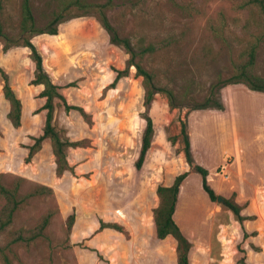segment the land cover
<instances>
[{"label":"rangeland","instance_id":"1","mask_svg":"<svg viewBox=\"0 0 264 264\" xmlns=\"http://www.w3.org/2000/svg\"><path fill=\"white\" fill-rule=\"evenodd\" d=\"M59 1L30 0L35 25L44 26L62 6ZM111 3L105 8L110 24L135 50L150 47L136 59L152 73L155 87L171 91L175 106L169 105L163 92L154 94L147 109L153 134L136 172L133 162L145 112L141 77L129 66L127 75L101 94L112 77L108 67L122 69L128 55L109 43L91 12L83 14V9L74 6L61 10L56 33L32 35L31 43L51 80L74 83L63 92L68 103L82 107L91 124L76 110L64 112L54 105L52 125L59 137L83 144L65 150L72 172L57 176L48 140V149L41 147L28 162L20 149L32 143L26 131L41 132L42 122L30 116L38 112L36 102L32 108L27 106L23 123L16 129L2 118L0 95L1 182L20 177L21 195L35 185L50 189L47 194L23 198L10 223L0 231V254L12 264H173L169 256L160 254V241L150 244L151 231L148 234L140 227H150L148 208L157 203L155 187L183 171L192 175L196 164L210 171L207 184L217 197L234 192L235 201L243 205L241 214L250 218L242 221L246 232L242 237L229 210L217 198L210 201L205 196L200 177L190 176L181 188L176 212L179 223L191 222L185 227L193 232L197 247L190 263L238 264L243 256L246 264H264V93L248 90L241 83L226 84L217 93L222 109L187 111L191 100L200 101L211 84L234 73V64L253 37L259 40L251 72L264 78L260 20L246 9H237L234 0ZM19 18L20 0H0L6 37H17ZM4 43L0 38V65L10 71L8 77L13 69L17 82L24 84L33 70L29 50L11 44L4 54ZM1 83L0 78V94ZM179 120L187 126L190 165L185 162L180 138L171 140L179 132ZM46 213L49 219L39 236L24 243L12 240L17 234L27 235ZM70 214L73 221L68 231L66 217ZM97 218L116 223L122 230L93 231Z\"/></svg>","mask_w":264,"mask_h":264},{"label":"trees","instance_id":"2","mask_svg":"<svg viewBox=\"0 0 264 264\" xmlns=\"http://www.w3.org/2000/svg\"><path fill=\"white\" fill-rule=\"evenodd\" d=\"M61 7L58 11L51 13V18L48 22L38 27L35 25L34 17L31 10L30 0H20V18L18 23V35L15 38L6 37L2 30L0 22V38L4 39L5 43L2 45V49L6 50L11 44L27 47L29 50V58L33 64V77L29 83L33 85H40L41 89L38 92L39 97L44 98V102L41 106L45 110L43 125L41 128V134L37 137H30L32 143L27 145V154L24 161L27 162L31 156L40 149L41 141L47 139L50 145V151L54 161V174L59 176L63 171L72 172V167L69 166L65 159V150L68 147H83L82 140L69 141L65 138H60L57 131L54 129L52 121V113L54 105L61 106L64 111L76 110L89 125V115H87L81 106L70 104L67 101V96L63 92L67 87L73 86V82H59L51 80L47 72L42 67L41 55L36 50L35 46L31 43L30 37L35 34L46 33L53 35L56 33V25L62 20L61 10L74 6L75 8H81L85 13L91 12L99 22L103 30L108 36L110 44L120 46L124 49V52L128 55L125 61V66L122 69L108 67L109 73L112 74L111 80L102 87L101 94L107 89H112L117 80L127 75L129 66H133L135 75L141 77V86L143 88L142 104L145 108V112L142 115L144 120L143 129L140 135V144L136 159L133 162V168L137 172L140 170L145 158L146 151L148 150L153 134V124L151 117L148 115L147 109L153 96L156 92H163L168 99L169 105L174 107L175 103L172 100V93L170 90L164 88H157L152 82V73L145 70L138 60L137 55H141L143 52L149 50V46L135 50L127 37H121L118 35L115 28L110 24L106 14L105 8L111 6L112 0H104L103 2H92L86 0H60ZM236 2L237 9H246L249 13H254V17L258 18L264 29V0H234ZM259 37H253L251 44L241 53V58L234 64V73L226 79L218 80L215 84H211L208 88L207 94L200 100H191L188 106V110H204V109H222V104L219 102L217 93L220 87L226 84H238L241 83L248 90L254 92L264 93V78L251 72V66L253 65L255 49L257 47ZM20 43H16V42ZM0 76L3 80L2 94L4 99L8 103V110L6 112V119L10 125L14 128L20 125V101L15 96L13 91L8 85L7 75L0 69ZM54 100H56L54 102ZM187 116V112L185 113ZM186 122L179 120V132L177 135L171 138V140L180 138L182 143V153L187 165L191 164V152L190 142L186 130ZM193 171L197 172L200 177V187L205 192L207 198L210 201H215L217 195L207 184L208 171L200 166L193 165ZM187 175V171L180 172L173 177L172 183L167 186L157 185L155 188V194L157 203L151 208L149 223L151 227L150 244H154L162 240L166 235H170L175 241V261L176 264H188V250L190 248V242L181 232L177 224L172 219V213L174 211L179 186L181 181ZM2 174L0 173V231L7 226L13 216L14 211L19 207V204L23 201V198L27 195L47 194L50 192L49 187L45 185H35L29 192L24 195L19 194L18 189L21 183L20 177H12L6 183L1 182ZM219 202L224 208L229 210L235 221L241 227L242 237L246 236V232L242 226V221L249 219L250 216L241 214L243 205L234 199V192H231L228 197H221ZM49 219V213L44 214L40 222L30 231H26L27 235L17 234L12 238L17 242H28L33 238L39 236L42 229L45 227ZM73 221V215L70 214L66 217V229L69 231ZM97 226L93 231H100L102 228H111L116 231H121L122 228L116 223L103 222L100 218H97ZM239 252L243 250L237 247ZM0 260L2 264H12L11 260L4 254H0ZM238 264H246L244 257L241 256L236 261Z\"/></svg>","mask_w":264,"mask_h":264},{"label":"crops","instance_id":"3","mask_svg":"<svg viewBox=\"0 0 264 264\" xmlns=\"http://www.w3.org/2000/svg\"><path fill=\"white\" fill-rule=\"evenodd\" d=\"M33 39V38H32ZM31 38H30V41L32 40ZM32 42V41H31ZM33 43V42H32ZM34 44V43H33ZM24 47V46H23ZM8 48H10V47H8ZM7 48V49H8ZM7 49H6V51H5V53L4 54H6L7 53ZM43 64V63H42ZM1 67H0V69L7 75V73L8 72H10V71H8L7 69H6V67L5 66H3V65H0ZM12 72H11V74H12V76H10V77H8V75H7V79H8V85H9V87L11 88V90L13 91V93L15 94V96L19 99V101H20V123L22 124L23 123V119H24V117H25V112H26V110H28L27 109V106L28 107H33V102H36L35 103V107L34 108H36V109H38V112H36L35 114H31L30 116L32 117V118H34V117H36L37 116V118H38V122H42V124H43V120H44V114H45V110H43L42 108H41V106H42V104H43V102H44V98L43 97H39L38 96V92L40 91V89H41V86L40 85H33V84H30L29 83V81H30V79L33 77V73H32V70L30 71V74L29 75H27L26 76V79H25V83L23 84V83H21V82H17V79H16V75H15V72H14V70L12 69L11 70ZM47 72V74H48V76L50 77V79L52 78L51 77V74L48 72V71H46ZM0 78H1V76H0ZM1 81H2V85H3V80H2V78H1ZM14 81H16V82H14ZM1 100H2V104L4 105V107H3V110H2V113H1V115H2V118L4 119V120H6V112H7V110H8V103H7V101L4 99V97H3V94H2V86H1ZM32 105V106H31ZM25 110V111H24ZM64 111V110H63ZM70 111V110H69ZM64 112H66V111H64ZM7 121V120H6ZM8 122V121H7ZM51 123H52V121H51ZM9 125H10V123H9ZM12 127V126H11ZM17 129V128H16ZM29 131H26V134L28 135V136H26L27 138H30V137H37L38 135H40L41 134V132H40V134L39 133H29ZM31 139V138H30ZM46 140L47 139H43L42 141H41V146H40V149H41V147L43 148V146H45L46 147V149H48V147H47V142H46ZM70 141V140H69ZM30 143H25L24 144V147H21L20 149L22 150V152H23V154H27V148H26V146L27 145H29ZM75 148V147H74ZM39 149V150H40ZM67 149H71V147H68ZM38 150V151H39ZM49 150V153L51 154V151H50V148L48 149ZM38 151H36L35 153H37ZM38 154V153H37ZM34 155V154H33ZM32 155V156H33ZM26 156V155H25ZM31 156V157H32ZM51 156H52V154H51ZM53 157V156H52ZM31 159V158H30ZM29 159V160H30ZM65 159H66V162H68L67 164L69 165V166H71L69 163V160L67 159V157H65ZM28 162V161H27ZM72 167V166H71ZM208 170V169H207ZM63 172H66V171H63ZM63 172H62V174H63ZM208 172H210L209 170H208ZM193 176H195L196 177V175H197V177H199V175L195 172V173H193L192 174ZM192 175H190V174H188V175H186L185 177H184V179L181 181V183H180V186H179V191H178V195H177V199H176V203H175V207H174V211H173V213H172V219L174 220V222L177 224V226L179 227V229L181 230V232L184 234V236L187 238V240L190 242V248H189V250H188V264H191L190 263V260H191V256H192V253L193 252H195V249H196V243L194 242V240L192 239V231H188L187 230V228L185 227V226H190L191 225V222H188V223H186V225L185 224H181V223H179V221L176 219V212H177V203H178V197H179V194H180V192H181V188L183 187V184L184 183H186L187 182V179H189V177L190 176H192ZM208 176V175H207ZM172 180H173V177L171 176L170 178H169V180H168V182L167 183H165V184H163V186H167V185H170L171 183H172ZM156 188V187H155ZM154 191H155V189H154ZM155 193V192H154ZM204 193V192H203ZM206 196V195H205ZM155 198H156V194H155ZM188 196H187V194H186V199H187V201H188ZM152 207H154V205H152L150 208H148V209H150L149 210V213H151V208ZM230 212V211H229ZM231 213V212H230ZM231 217H230V219L232 220V222H234L235 220H234V218H233V216H232V214L230 215ZM237 222V221H236ZM238 223V222H237ZM239 225V224H238ZM243 226V225H242ZM239 227H240V225H239ZM241 228V227H240ZM244 228V227H243ZM187 230V231H186ZM100 231H116V230H114V229H111V228H102ZM140 231H146L147 233L149 232L150 233V227L147 225V227L145 226V227H140ZM191 232V233H190ZM196 233H200L201 231H195ZM148 233V234H149ZM159 245H160V254L162 255V256H164V255H167V256H169V258L172 260V262H173V264H176V261H175V241H174V239L170 236V235H166L162 240H160V243H159ZM243 250V249H242ZM230 262H232L231 260H230ZM234 263V262H233ZM230 264V263H229Z\"/></svg>","mask_w":264,"mask_h":264},{"label":"water","instance_id":"4","mask_svg":"<svg viewBox=\"0 0 264 264\" xmlns=\"http://www.w3.org/2000/svg\"><path fill=\"white\" fill-rule=\"evenodd\" d=\"M217 200L221 201V200H222V198H221V197H217Z\"/></svg>","mask_w":264,"mask_h":264}]
</instances>
